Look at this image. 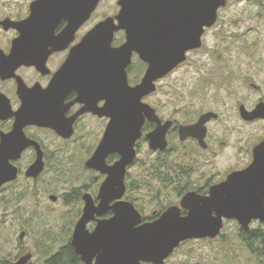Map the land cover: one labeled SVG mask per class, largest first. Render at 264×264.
Here are the masks:
<instances>
[{
	"label": "flooded vegetation",
	"instance_id": "af4514ba",
	"mask_svg": "<svg viewBox=\"0 0 264 264\" xmlns=\"http://www.w3.org/2000/svg\"><path fill=\"white\" fill-rule=\"evenodd\" d=\"M206 1L210 5L216 0H192V4L191 0H0V153H3L0 164L14 168L16 172L14 180L0 186V196L4 192L13 190L17 184V187H20L24 182H28L33 192L35 185L41 186L47 169L58 168L53 160L51 161L53 164L50 163L48 155L55 154L60 149L52 145L48 147L46 139L41 138L40 134L48 135L50 140L53 139L57 143H73L74 136L86 121L101 123L96 142L88 150L89 159L96 151L108 126L113 124V119L106 114L109 112L106 96L103 94L104 98L92 102L90 109L87 110L85 103L78 100L81 96L73 88L70 78L62 71L72 55L73 48L83 42L98 44L109 42L111 49H117L127 43L130 34H135L141 39L143 34L148 32L136 28L143 23L136 16V11L141 9H156L160 12L162 22L167 18L172 24L183 26L188 21L186 11H189L191 6L194 9H201ZM92 4L95 8L85 18L82 14L73 15V8L84 10ZM228 5L229 0H226V5L218 8L217 19L220 11ZM73 19L76 20L74 23L80 21L74 32ZM209 29L205 28V30ZM150 32L156 34L157 40V34L163 33V30L155 29ZM89 34L93 36L88 37ZM176 47L177 45L174 44L170 46L171 49ZM168 48L156 45L151 50L155 55H165L164 50ZM107 49L109 50V47ZM200 49L186 52L185 62L155 82L156 90L160 81L183 67L188 55ZM23 58L34 61L21 64L14 62L15 59ZM134 61H139V67H133ZM70 64L73 65V62ZM147 67L138 53L132 52L131 62L125 68L128 85L131 87L138 85ZM103 68L107 90L116 89L119 79L116 73L110 75V62H105ZM251 86L256 92L260 91L258 86ZM155 92L143 98V103L155 110L161 125L170 124L165 135L166 147L164 150L150 149L146 136L156 129L157 123L145 119L141 136L134 144L135 157L132 164L126 168L124 195L120 200L111 201L109 206L118 201H127L133 204L141 215H145V210L137 207L138 203L133 197L137 198L135 193L140 191L147 194L156 185L161 184L157 179V169L161 166L159 156H164L166 186L174 184L175 178H182V189L176 193L180 200L172 206H179L186 195H193L194 202L207 203L221 202L223 197L227 199L232 195L246 194L250 200L262 204L264 215V118L250 119L241 112L244 110L251 113L257 105L264 104V95L251 101L241 97L242 101L231 100L230 104L214 101V107L196 113L190 111L187 105L180 118L174 116L171 120H164L148 101ZM33 105H56L57 118L67 124L60 127V133L50 127L25 124L13 136L15 114L21 108ZM100 110H104L105 114L100 116L94 113ZM209 113L212 116L199 123L202 116ZM181 127L184 128L183 138L179 133ZM84 129L85 127L82 131ZM144 144L149 149L148 160L139 159L140 147ZM19 148L20 152L14 153ZM39 154L43 163L40 172L36 176H27L28 169L35 163ZM119 159V154H109L105 158L106 166L113 165ZM85 163L84 167L88 173L98 176L92 178L94 184L91 183L90 187L93 186V193L89 192L90 187L87 188L88 190H85V187L81 189L83 191L79 190V194L73 196V201L80 200L82 205L78 214L80 216L83 213L85 196L91 198L93 204L98 206L100 187L108 177L107 174L87 168ZM149 168L152 171L154 169V177L143 180L142 174ZM8 170L11 175V169ZM132 170H136L138 176L131 178ZM229 177L232 179V184L223 186L222 184L228 181ZM129 188L131 194H128ZM40 192L41 188L38 189V194ZM155 193L156 198L157 192ZM23 199L22 192L11 193L7 205L16 206ZM166 209L154 210L150 215L157 218ZM187 212L182 209L180 215H187ZM102 215L104 216L95 217V220L86 225L89 232L94 230L97 220L109 218L114 213L109 210ZM210 215H216V211L211 210Z\"/></svg>",
	"mask_w": 264,
	"mask_h": 264
},
{
	"label": "water",
	"instance_id": "95a60500",
	"mask_svg": "<svg viewBox=\"0 0 264 264\" xmlns=\"http://www.w3.org/2000/svg\"><path fill=\"white\" fill-rule=\"evenodd\" d=\"M190 3L192 4V0ZM225 5L226 0H216L210 5L206 1L201 9H194L191 6L189 11H186L188 21L183 26L182 24L176 26L167 18L162 22L160 12L156 9H141L136 11V16L143 23L136 28L148 30L141 39L135 34H130L127 43L117 49H111L109 42L105 44L83 42L73 48L72 58L69 57L62 71L67 74L73 88L81 96L78 100L83 101L89 110L92 102L104 98L105 95L109 102V112L106 114L113 119V124L108 126L96 151L85 163L87 168L107 174L108 177L100 187L98 206L93 204L91 198L87 196L83 198L85 202L83 213L72 233L71 247L83 264H164L181 243L199 239L212 240L218 237L224 221H235L245 232L249 231L253 221L264 222L262 204L250 200L246 194H236L227 199L223 197L221 202L207 203L194 202L193 195H186L179 206L167 208L162 215H158L152 221H144L140 212L127 201H118L109 206L111 201L120 200L124 195L126 168L132 164L135 157L134 144L141 136L145 119L157 123L156 129L146 136L150 149L164 150L166 147L165 135L170 124L161 125L155 110L143 103V98L156 91L157 80L185 62L186 52L201 47V37L205 28L215 24L218 8ZM94 8V4L84 10L73 8V15L82 14L85 18ZM74 21L76 20L73 19V32L80 22ZM155 29L163 30V33L157 34V40L156 34L150 32ZM91 36L93 34L88 35ZM171 44L177 47L171 49ZM156 45L169 47L164 50L165 55L152 53L151 49ZM132 52H137L139 58L148 65L140 83L133 87L128 85L125 71L131 62ZM33 61L34 59L29 58L14 60L18 64ZM107 61L110 62V75L116 73L119 79L116 89L107 90L105 85L103 66ZM57 110L56 105L21 108L15 114L13 136L25 124L50 127L60 133V127L67 123L57 118ZM241 112L250 119L264 118V104L257 105L251 113L244 110ZM94 113L100 116L105 114L104 110ZM210 116L211 113L203 115L199 123ZM183 130L181 127L179 132L181 138L184 136ZM18 152L20 148L14 151ZM114 153L119 154L120 159L113 165L106 166L105 158ZM2 154L0 153V162ZM42 164L39 154L35 163L28 169L27 176H36ZM8 169H11V175ZM15 178L14 168L0 164V186ZM230 178L222 185L232 184ZM50 200L54 202L56 197L51 196ZM182 209L188 211L187 215H180ZM109 210L114 215L97 220L93 231L89 232L86 229V225L95 220V217L104 216L102 214ZM211 210H215L216 215H210ZM23 236L24 233H21L19 239ZM29 257L30 255H26L14 264H26Z\"/></svg>",
	"mask_w": 264,
	"mask_h": 264
},
{
	"label": "rangeland",
	"instance_id": "374dc122",
	"mask_svg": "<svg viewBox=\"0 0 264 264\" xmlns=\"http://www.w3.org/2000/svg\"><path fill=\"white\" fill-rule=\"evenodd\" d=\"M204 32L201 49L188 55L183 67L160 81L148 100L164 120L180 118L187 105L196 113L214 107V101L230 104L231 100L242 101L241 97L251 101L264 95V0H229L216 23ZM139 65V61H134L133 67ZM251 85L258 86L260 91L256 92ZM100 130L101 123L86 121L73 143L66 144L40 134L48 147L60 149L48 155L50 163L53 164V160L58 168L47 169L41 186L35 185L33 192L28 182H24L20 187L14 184L13 190L1 194L0 263L13 264L30 255L26 264H44L70 244L82 206L80 200L73 201V196L85 187L88 190L92 178L98 176L89 174L84 163ZM148 150L146 144L140 147V160L150 158ZM159 165H165L164 156H159ZM159 172L167 179L165 169L160 168ZM130 173L131 178L138 176L136 170ZM93 189L90 187L89 192L93 193ZM181 189L182 178L179 177L172 185H156L152 191L155 195L157 192V199L149 195L152 191L137 192V198L133 199L138 208L145 210L143 217L150 218L154 210L177 204L180 198L176 193ZM17 190L23 193V201L16 206L7 205L10 194ZM51 196L56 197L54 202ZM250 231L264 234V222H252ZM21 233L24 236L19 239ZM164 264H264V258L247 248L235 221H224L218 237L184 242Z\"/></svg>",
	"mask_w": 264,
	"mask_h": 264
},
{
	"label": "trees",
	"instance_id": "16d2710c",
	"mask_svg": "<svg viewBox=\"0 0 264 264\" xmlns=\"http://www.w3.org/2000/svg\"><path fill=\"white\" fill-rule=\"evenodd\" d=\"M165 169V165H161L157 169V179L161 182V184L166 183V176L162 175L163 172H159V169ZM154 169L153 171L149 168L143 172L142 179L149 180L154 177ZM131 191H132V187ZM129 188V191H130ZM149 195L155 196L153 192ZM157 199V197H156ZM154 217L145 218V220H153ZM241 236L244 237L245 244L247 248L252 252V254L258 256L259 258H264V234L259 231H242ZM0 264H10L9 262L0 263ZM44 264H82L79 257L72 250L70 244L61 248L56 254L52 255L48 260L45 261Z\"/></svg>",
	"mask_w": 264,
	"mask_h": 264
}]
</instances>
